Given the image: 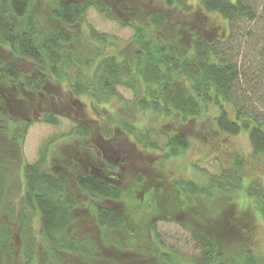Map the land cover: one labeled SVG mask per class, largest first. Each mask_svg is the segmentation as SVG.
<instances>
[{
    "label": "trees",
    "instance_id": "16d2710c",
    "mask_svg": "<svg viewBox=\"0 0 264 264\" xmlns=\"http://www.w3.org/2000/svg\"><path fill=\"white\" fill-rule=\"evenodd\" d=\"M45 1L0 0V147L13 144L20 138L17 126L20 120L15 106L26 104L28 107L32 97L47 94L48 87L65 85L72 98L84 97L97 106L118 97L117 87L126 88L132 90L140 109L162 112L165 117L176 115L183 122L212 109L214 132L229 137L245 133L252 155H264V110L255 109L247 102L243 88L245 85L248 96L257 88V98L264 97V0H195L197 10L202 13L203 27H208L206 19L210 15L228 23L230 29L227 36L222 37L220 33L214 39L207 38L194 26L196 21L193 16L197 10L193 11L190 4L193 0H157L165 3L162 7L165 10L155 13L136 2L137 6L128 5L132 8L130 11L127 8L125 12L113 0H48L51 10L41 17L34 9ZM91 8L106 20L133 30V37L125 45L136 47L132 60L122 55L119 59L116 55L102 54L99 49L94 58L85 57L82 53L74 54L78 46L77 24ZM133 8L138 9V23L129 20ZM123 13L128 14L123 18L125 20L117 16ZM90 33L98 43H108L106 38L110 39L94 31ZM235 33L245 39L237 38ZM248 38L254 39L255 43L247 44ZM244 47L248 55H254L252 58L240 55ZM68 69L74 71L72 76L67 73ZM37 121L52 125L57 123L52 113H44ZM128 132L134 135L137 142L147 138L134 130ZM66 136L79 139L83 151L89 150L91 131L86 127L79 125ZM76 144L79 145L78 142ZM187 147L185 135L176 132L166 137L161 151L168 158ZM149 148H154V145H149ZM97 160L94 157L91 162L97 163ZM242 160H234L227 172L210 176L207 185L174 181L175 201L166 204L165 208L158 204V198L163 193L161 188H147L144 198L139 199L134 197L135 191L125 188V182L121 185L97 178L86 172L87 162L74 157L65 166L71 170L73 164L78 166L79 162V169L71 172L75 175L72 183L85 196L89 215L95 218L101 232L99 237H94L89 233L77 234L72 229L79 202L64 173L58 170L60 167L49 159L48 150L44 149L38 160L23 163L20 167L23 206L29 212L38 213L39 234L48 249V258L42 264H68L66 257L81 259L84 264L99 261L102 264L107 259L103 257L101 243L109 245L110 234L126 223L124 217H143L145 211L156 214L157 217L149 219L147 230L151 232L156 219L170 221L169 216L177 206L181 210L184 208V196L198 198L206 205L212 197L223 195L229 205L234 203L233 196L237 190L243 191L244 188L245 202L248 203L258 189L251 187L253 192L250 193L243 185ZM7 175L5 168H0V206ZM136 177L132 182L133 189L140 187L145 178L142 175ZM254 198L260 202L259 209L264 216V192ZM124 199L139 203L144 210L135 205L129 214L98 203H115ZM164 212L169 216L158 217ZM209 215L218 217V220L208 231L180 222L190 232L191 241L198 249L196 258L191 259L190 264H262L251 248L253 219L246 211L236 209L228 216L225 209H218L217 214L210 212ZM242 215L246 218H239ZM196 217L206 225L207 219L202 217L201 220L198 214L183 218L186 221ZM137 232L131 228L128 233L133 238ZM10 239V233L3 228L2 246L5 247ZM36 240L37 237H31L24 244L21 264H34L33 243ZM3 247H0V253ZM117 248L122 249V246ZM160 255L166 264H180L175 255Z\"/></svg>",
    "mask_w": 264,
    "mask_h": 264
},
{
    "label": "rangeland",
    "instance_id": "374dc122",
    "mask_svg": "<svg viewBox=\"0 0 264 264\" xmlns=\"http://www.w3.org/2000/svg\"><path fill=\"white\" fill-rule=\"evenodd\" d=\"M113 1L118 7L120 5L119 8L125 9V12L127 8L130 11L132 7L128 5L131 6L132 4L142 6L153 13L164 12L165 10L162 8L165 4L163 1ZM196 2L195 0L190 1L193 11L195 8L197 10L198 4ZM43 5H39L34 9V12L41 17L51 10V4L48 0ZM133 9L129 13V20L132 23H138L140 21L138 20L140 19L138 9ZM127 15V13L117 14L121 20ZM201 16L202 13L197 10L195 16H193L196 21L194 26L200 32H203L202 34L207 38L214 39L220 33L222 37L227 36L230 28L226 21L216 15H210L207 18L208 20L206 19L208 27H203ZM93 31L97 35L109 36L110 39L106 38L108 43H98L97 38L91 36L90 32ZM76 36L78 46L74 51L75 55L82 53L85 57L94 58L95 52L99 49L102 54L116 55L119 59L122 55L132 60L136 49L134 45L125 47L126 43L133 37V30L130 27H122L117 22L106 20L93 8L85 12L84 17L77 24ZM236 36L245 39L238 34ZM253 43H255L254 39H247V44ZM86 48L89 50L86 51ZM240 55L248 58L254 56L248 55L245 47L240 50ZM68 70L67 73L72 76L74 71L72 69ZM243 88L247 102L255 109L264 110V97L257 98V88H255V93L248 92L249 96L247 90L245 91V85ZM116 91L119 94L118 97L111 99L107 104L97 106L95 103L91 104L89 99L84 97L81 99L72 98L65 85L48 87L46 89L47 94L39 97L33 96L31 104L27 105L28 107L25 106L26 104L15 106L16 115L20 120L17 124L19 134H21L20 138L18 134L17 139L19 138V140L14 141L13 144H4L0 147V168H5V172L8 174L5 177V191L0 206V247H3L1 244L2 229H6L11 236L10 242L6 246L4 244L5 247L0 253V264H21L20 257L23 249H25L24 244L31 237H37V240L33 243L34 264H42L48 258L47 246L39 234V215L36 212L25 210L23 206L20 177L22 164L33 163L38 160L40 152H43L44 149L48 150L49 159L60 167L56 169H61L64 173L63 175L69 181V187L72 188L79 202L72 229L77 234L85 235V233H89L94 237H99L101 232L96 225L95 218L89 215L88 209L90 208L85 196L76 190L72 183V178L75 175L71 172L79 169V162L77 163L78 166L73 164L74 167L71 170H67L65 166V164H70L74 157L82 158L84 162H91L96 157L99 161L100 156H98V153L102 149L109 156L110 154L107 151H112L122 157L128 154L132 162L128 161L123 166L129 163L128 169L132 171L133 177L130 173L123 176L125 188L135 191L133 195L139 199L144 198L147 188H161L163 193L158 198V204L160 203L161 207L165 208L167 207L166 204L175 201L172 185L174 181H191L197 185H207L210 176L215 177L227 172L232 167L234 160L243 159L241 165L242 183L248 191L250 190V193L253 192L251 187L258 189L257 194H251L253 197L248 199V203L245 202L246 193L244 188H242L243 191L237 190L233 196L234 203L229 205L225 202L227 197L223 195L212 197L206 205L198 198L184 196L183 202L186 206L184 205L182 210L177 206L174 209L176 211L172 212L170 216L165 212L158 214V217L169 216L171 220L156 219L157 221L153 222L154 229L151 232L147 230L149 219L157 217L156 214H149L150 212L145 211L143 217L135 219L128 215L124 217L126 223L123 224L120 230L110 234L109 245L106 246L101 243L103 257L107 259L102 264H166V261L160 258V253L177 256L180 264H190L191 259L196 258L198 249L191 241L190 232L184 229L180 222L184 221L192 228L208 231V228H212L211 225L216 224L215 220H218V217H212L209 214L210 212L217 214L218 209H225L228 216L234 213L236 209L246 211L251 216L253 219V227L250 233L251 248L254 249L261 263L264 264V216L259 209L260 202L254 198L264 192V155H252L247 134L242 133L235 137H229L214 132L212 128L214 111L212 109L207 113H202L197 118L183 122L176 115L165 117L166 115L162 112L159 113L152 109H140L132 90L117 87ZM259 95L261 94L259 93ZM44 113H52L56 117L57 123L52 125L37 121L42 119ZM28 119H31V121H28ZM79 125L91 131L87 146L88 151H83V145L79 139L66 136ZM127 130H134L138 135L143 134L147 138H143L142 142H137L134 135L132 136ZM176 132L185 135L188 147L184 151H180L178 155L166 158L161 150L166 137ZM149 145H154V148L150 149ZM16 149L19 150L20 155L19 153L16 155ZM60 152L61 155L59 156L58 153ZM12 160L14 162H11ZM61 165H64V167ZM95 169H99V166L95 165ZM137 175H142L145 178L140 187L133 189L132 182L133 179L137 178ZM167 195H169V198H167ZM98 203L103 207L114 208V210L125 211L129 214L135 205L142 211L144 210L139 203H133L129 199L115 203L107 201ZM229 206H231V212L230 209L228 210ZM195 214H198L201 220L202 217H205L207 219L206 225H203L198 217L186 221L183 218L195 217ZM239 218L245 219L246 216L242 215ZM131 228L138 231L133 238L128 233ZM116 245H121L122 249L117 248ZM66 261L68 264H84V261L78 258H72L71 260V258L66 257ZM99 263L100 261L92 264Z\"/></svg>",
    "mask_w": 264,
    "mask_h": 264
},
{
    "label": "flooded vegetation",
    "instance_id": "af4514ba",
    "mask_svg": "<svg viewBox=\"0 0 264 264\" xmlns=\"http://www.w3.org/2000/svg\"><path fill=\"white\" fill-rule=\"evenodd\" d=\"M107 152L110 154V156L106 154V151L104 149H102L99 152L100 155L98 153V156H100L99 161H97V163L95 164L88 161L86 163L85 170L86 172L93 174L97 178H101L110 183L122 185L124 178L123 176L128 173L131 174L132 172L128 169L129 163L128 165L123 166V164L128 161L130 163L132 162L131 157L128 154L122 157L112 151ZM95 165L99 166V169H95ZM131 176L133 177V174H131Z\"/></svg>",
    "mask_w": 264,
    "mask_h": 264
}]
</instances>
